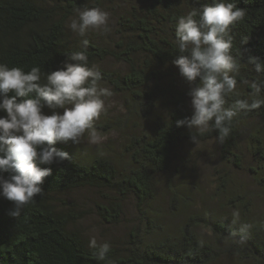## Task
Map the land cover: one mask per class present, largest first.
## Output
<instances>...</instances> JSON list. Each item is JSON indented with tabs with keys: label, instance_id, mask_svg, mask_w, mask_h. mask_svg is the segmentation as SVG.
<instances>
[{
	"label": "trees",
	"instance_id": "obj_1",
	"mask_svg": "<svg viewBox=\"0 0 264 264\" xmlns=\"http://www.w3.org/2000/svg\"><path fill=\"white\" fill-rule=\"evenodd\" d=\"M117 1L0 0V63L26 72L38 66L41 83L67 55L81 49L83 38L68 27L76 10L86 6L108 12L107 30H89L84 37L87 56L89 66H98L102 74L99 85L122 95L125 113L114 122L122 132L119 154L106 150L79 157L69 143H57L54 147L71 159L38 165L51 167L52 174L34 203L13 218L8 214L13 203L0 197V264H264V220L250 216L252 200L234 177L247 169L264 191V106L241 112L222 141L215 127L198 132L176 125L191 116L188 92L199 83L186 81L173 64L180 55L176 22L210 0H131L125 9ZM237 6L246 15L230 26L231 52L242 57L228 103L252 92L248 82L257 74L248 57L264 61V0H238ZM109 62L125 70L113 69ZM192 136L197 137L195 143L215 142L225 167L216 171V196L223 202L217 216L196 211L197 192L188 182L183 157ZM84 189L98 196L94 214L101 225H121L126 201L133 200L138 212L140 223L124 238L96 240L111 245L103 261L89 246L93 237L83 225L89 210L72 199ZM160 198L166 199L172 214L182 217L179 226L164 223L156 209ZM244 224L250 227L241 242L231 233ZM201 227L212 232L213 241L201 237Z\"/></svg>",
	"mask_w": 264,
	"mask_h": 264
},
{
	"label": "clouds",
	"instance_id": "obj_2",
	"mask_svg": "<svg viewBox=\"0 0 264 264\" xmlns=\"http://www.w3.org/2000/svg\"><path fill=\"white\" fill-rule=\"evenodd\" d=\"M237 5L238 0H210L180 16L175 30L180 55L173 64L189 83L199 80L188 92L191 116L178 120L176 125L198 132L215 127L221 141L230 135L231 123L241 112L264 106V61L256 56L247 60L257 74L255 80L248 82L252 92L232 103L226 99L237 87L242 57V53L238 58L231 52L230 26L246 15V10ZM76 11L68 27L83 38L81 49L67 55L56 70L47 72L46 83L40 82L38 66L26 72L0 63V113H5L0 115V197L13 203L8 213L13 218L44 193L42 185L52 169L38 165H60L71 159L54 145L69 141L76 145L86 132L92 143L101 139L93 121L105 110V98L112 93L99 85L102 74L98 66H89L88 40L84 37L89 30L106 31L109 13L86 6ZM192 141L195 143L197 137L192 136ZM5 173L9 175L5 177ZM249 227L241 225L231 235H239L242 242ZM89 246L101 261L111 250L110 243L98 244L95 238Z\"/></svg>",
	"mask_w": 264,
	"mask_h": 264
},
{
	"label": "rangeland",
	"instance_id": "obj_3",
	"mask_svg": "<svg viewBox=\"0 0 264 264\" xmlns=\"http://www.w3.org/2000/svg\"><path fill=\"white\" fill-rule=\"evenodd\" d=\"M127 1L131 0H118L117 3L120 5L121 9H125L127 7ZM120 11L121 10H119L118 13ZM110 20L111 16L109 14L108 26L111 25ZM98 30L101 31L103 29ZM109 66L113 69L125 70V66L122 64L109 62ZM103 87L110 89L112 95L105 98V110L93 121L95 129L101 136L100 141L92 143L86 132L76 145L72 144L70 141L68 142L79 157H85V155L87 156L88 154L91 155L106 150H111L119 154L122 132L115 128L114 122L117 119L123 120L125 118L123 97L114 92L110 87ZM183 157L186 162L185 171L188 182L191 184L190 186L194 187L195 192H197L195 197L196 211L200 213L212 211L215 214L212 216L221 214L223 202L216 196L218 187L216 171H220L225 167L220 159L217 145L213 141L189 144L183 151ZM247 160V162L250 163V159ZM234 177L239 183V187L245 192L244 195L249 196L252 200L253 209L250 216L264 220V191L256 185L247 169L236 171ZM97 197L94 191L84 189L76 192L72 198L74 201L78 202L82 208L89 210V214L83 221V225L91 237L96 240H121L128 231L140 223L133 200H129L124 203L125 220L121 225L113 227L101 225L97 216L94 214V203ZM156 209L162 216L164 223L168 224L171 228L173 226H179L182 217L176 216L170 212L165 198H160L159 201L156 202ZM199 234L206 242L213 241L212 232L208 228L201 227L199 229ZM226 263L227 261L223 262V264Z\"/></svg>",
	"mask_w": 264,
	"mask_h": 264
}]
</instances>
